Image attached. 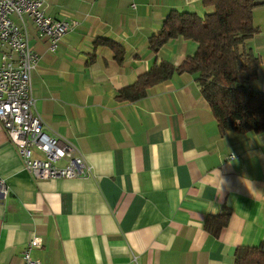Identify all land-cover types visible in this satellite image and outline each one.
Here are the masks:
<instances>
[{"label": "crops", "instance_id": "obj_1", "mask_svg": "<svg viewBox=\"0 0 264 264\" xmlns=\"http://www.w3.org/2000/svg\"><path fill=\"white\" fill-rule=\"evenodd\" d=\"M45 1L49 15L76 24L51 51L26 20L39 56L34 107L89 170L34 178L0 124V264H23L34 236L42 239L33 253L40 264H234L236 247L264 245V131L222 134L196 74L174 73L134 101L116 98L153 64L179 65L195 53L197 43L182 36L151 51L148 39L171 10L203 15L211 7ZM253 23L244 46L260 63L250 87L264 93L263 6ZM221 212L229 222L214 237L203 223Z\"/></svg>", "mask_w": 264, "mask_h": 264}, {"label": "trees", "instance_id": "obj_2", "mask_svg": "<svg viewBox=\"0 0 264 264\" xmlns=\"http://www.w3.org/2000/svg\"><path fill=\"white\" fill-rule=\"evenodd\" d=\"M211 10L203 15L196 12L171 10L160 31L151 35L148 44L153 53L169 39L182 36L197 43V49L179 65L167 61L153 64L131 85L118 90V100H137L147 89L168 80L174 73L196 74L202 97L208 103L221 133L233 131H264V93L250 87L257 76L260 60L245 49V42L256 32L253 10L264 7V0H201ZM115 56L122 51L117 46ZM230 213L207 215L203 227L218 237L228 224ZM234 264H264V245L238 246Z\"/></svg>", "mask_w": 264, "mask_h": 264}, {"label": "built area", "instance_id": "obj_3", "mask_svg": "<svg viewBox=\"0 0 264 264\" xmlns=\"http://www.w3.org/2000/svg\"><path fill=\"white\" fill-rule=\"evenodd\" d=\"M46 6L45 0H0V124L34 178L70 179L84 176L89 167L74 144L52 132L35 110L31 75L39 56L26 20L51 51L76 22L49 15ZM41 244L38 236L27 242L23 264H40L33 253Z\"/></svg>", "mask_w": 264, "mask_h": 264}]
</instances>
